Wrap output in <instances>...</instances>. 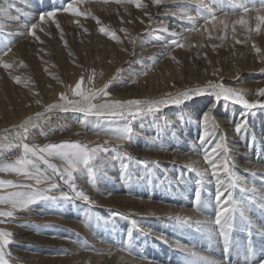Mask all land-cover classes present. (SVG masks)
<instances>
[{
  "label": "bare ground",
  "instance_id": "bare-ground-1",
  "mask_svg": "<svg viewBox=\"0 0 264 264\" xmlns=\"http://www.w3.org/2000/svg\"><path fill=\"white\" fill-rule=\"evenodd\" d=\"M96 1L89 0L88 3L82 4L81 10H92L95 3L98 4ZM254 2L258 4V0ZM12 3L15 4V8L10 10L11 18L0 17V23L4 24L3 44L0 48L6 50L5 46L12 47V51L2 59L13 64L10 70L0 67V144L8 142L4 139L5 136L9 140L12 139L14 126L42 111L47 104L56 102L62 92L70 94L72 88L71 85L66 89L58 86L44 87L42 89L44 98L39 99L40 104L36 103L38 99L28 97L27 93L23 99L19 100L15 97L18 100L11 102L7 81L10 80V75H13L14 67L25 55L27 56V53H38L43 46L40 41L27 34L28 28L25 26L38 23L41 13L57 9L62 5L59 0H12ZM169 4L171 6H168ZM177 6L178 8H175ZM159 9L161 10L156 11L158 14L172 16L170 22L162 21L158 25L147 23L145 27H140L138 40H145L143 35L147 31H154L155 36L151 40L155 43L160 41L165 43L161 46L159 44L153 46L150 43V47L143 49L142 53H136V56L146 61L133 64L130 69L126 66L125 79L130 82L129 87H122L116 91L119 93L120 90L127 89L130 91V96L123 98L110 92L109 99H159L168 93L175 95L188 88L203 86L208 81H221L214 76L205 79L196 78L174 88L169 84L172 82V77L168 72L179 63L189 62L192 49H196L202 43L208 48L210 45L206 43L208 41L206 34L184 33V30L191 26L190 22L181 20L179 15H173L181 10L195 15L196 7L191 0H162ZM224 11L230 13L227 6ZM25 13L28 15L25 16ZM217 15L225 18L221 12ZM17 16L18 20L15 19ZM63 17V12H59L57 20L60 21ZM248 17L254 29L255 14L249 13ZM237 18L230 13L226 19ZM197 23L202 25L203 20ZM50 24L41 25L44 31L37 29L41 41L46 40L44 32ZM167 24L172 26V30L166 28L169 31L165 32L163 29ZM173 32H181L188 37L184 41L186 47L170 46L169 41L173 38ZM213 35H222V33L213 32ZM189 44L195 46L188 47ZM172 56H175L176 60L171 59ZM129 57L130 55L127 59H123L121 64L125 63L124 65L129 66L131 64L128 61ZM204 68L207 70L208 67L205 65ZM145 71L147 74H142ZM116 77H111L115 81L110 85L122 79ZM223 83L226 86L245 90L249 101L264 100V97L257 95L258 90L264 88V84L245 88V84L243 86L241 82ZM209 100L211 101L210 97H198L182 105L162 106L160 111L135 120H117L111 124L95 117L85 118L76 112H55L50 119L42 122L40 129H32L27 141L30 144L43 146L63 141H79L89 147L104 145L115 148L120 142L114 136L103 132L97 135L92 129L97 125L115 128L129 124L133 128V136L131 141L122 143L120 151L132 157L131 161L124 158L123 162L129 164V172L132 173L133 178L129 180L123 176L121 161L113 159L112 151L101 152L95 161L96 166L106 162L104 163L106 175L100 176L95 185L87 175L76 174L77 189L90 196L94 201L92 204L76 198L68 185L57 177L54 182L59 188L49 194L59 197L61 193H67L73 197L72 199L56 202L41 201L29 210H17L13 218H7L4 223H0V228L13 234L11 237L13 243L8 246L11 254L8 257L9 264H87L89 262L91 264H187L186 258L195 259L181 251L177 244L207 258L210 264H246L250 259L256 264L259 259H264V210L260 209V211L251 206L240 187L232 190V196L235 194L233 200L238 207L232 221V245L226 251L223 237L219 234V226L212 223L219 210L215 200L217 188L215 178L211 175L200 177L197 172L189 171L186 167L191 164L199 170L209 169L204 161L202 149L210 150L217 141V138H213L215 132L210 129L217 128L222 131L227 127L234 129V136L227 137V134H223L227 146L233 142L236 146L228 148L230 167L235 174L247 181L249 189L253 186L257 189L254 194L262 201L264 207V109L252 110L245 114L241 106L220 101L219 106L213 111L215 127L209 126L213 136L201 145L198 139L190 138L184 132L188 133L186 127L188 123L195 122L203 131L204 125L200 116L207 109L203 111ZM160 120L161 125L168 123L181 129H175L177 133H174L173 128L168 132L169 128L164 132H160V128L152 132L155 121ZM243 120L247 123L238 133L231 121L236 126ZM247 132L257 138L255 140L262 148V151L259 150L260 153L250 151L252 144L245 146ZM229 137L234 141H229ZM105 141L109 143L105 144ZM235 141L240 143L237 144ZM239 147L244 148L245 151L239 152ZM21 152L19 148L3 150L0 164L13 162ZM238 153L245 157L241 158ZM139 161H148V168L146 169ZM154 161L158 163L153 164ZM52 162L58 167L63 166V161L59 159L53 158ZM40 166L46 169L45 165ZM252 173L255 175L253 176ZM0 179L32 183L11 172H0ZM197 192L201 197L200 210L197 209L195 200ZM226 196L227 194L221 199H225ZM8 207L0 204V209L7 210ZM176 216L190 219L188 223H181L174 219ZM197 220L208 223L197 224ZM129 232L133 237L130 250L127 245Z\"/></svg>",
  "mask_w": 264,
  "mask_h": 264
},
{
  "label": "snow or ice",
  "instance_id": "snow-or-ice-1",
  "mask_svg": "<svg viewBox=\"0 0 264 264\" xmlns=\"http://www.w3.org/2000/svg\"><path fill=\"white\" fill-rule=\"evenodd\" d=\"M88 2L89 0H64V3L59 8L41 13L38 23H32L30 26L26 25L25 27L28 28L27 34L43 43L37 35V29L44 31L41 25L51 23L60 30V36L61 39H63V29H61L60 23L57 20L59 12L67 13L76 18L74 23L81 27L80 17L87 18L91 16L97 24H101L99 18L93 16L90 10H81L80 6ZM101 2L104 4L110 2L120 5L132 4L135 5L137 9L141 10H145L148 7L143 0H101ZM191 2L196 7L195 15L185 10H181L179 13H173V15H179L181 20L190 22L191 26L187 27L184 33L206 34L208 40H214L226 39L230 31L235 43L242 44L247 41L237 38L238 25L244 29L245 33L249 34V39L253 31L259 34L261 30L264 29V0H258V4L254 2V0H191ZM161 3L162 0H152V4L155 6L161 5ZM225 6L230 9L232 16L238 18L234 20L226 19L230 13L224 11ZM13 8H15V4L12 3V0H0V17L11 18L10 10ZM17 11L19 10L17 9ZM218 12L223 13V17L225 18L218 16ZM249 13L255 14V29L250 25ZM144 14L149 16V21H151V13L145 11ZM24 15L27 16L28 14L25 13ZM15 19L18 20L19 17L17 16ZM199 20H203L202 25L197 23ZM141 22L143 23V21ZM84 30L87 31V29ZM121 31L127 33L126 29H121ZM163 31L167 32L169 30L165 28ZM99 32L118 43L121 42L120 37L115 31L103 25L99 27ZM213 32L222 33V35L214 36ZM184 33L173 32V38L169 41L170 46L173 48L186 47L184 41L187 40L188 37ZM3 34L4 24L0 23V45L3 44ZM187 46L193 47L195 45L189 44ZM203 46V44L200 45V47ZM5 47L6 50L0 48V67L5 70H10L13 68V64L5 62L2 57L7 56L8 53L12 51V47L10 45ZM212 47L216 48L217 45L213 44ZM253 47L257 53H260L261 49L257 47L255 43H253ZM171 59L176 60V57L172 56ZM142 74L146 75L147 72L145 71ZM95 75L93 71L88 79L89 84H91ZM13 79L17 84L21 83V78L19 76H14ZM84 83L85 77L81 76L75 86L70 89V94L68 92L61 93L56 102L47 104L42 111L37 112L34 116H29L21 124L14 126L11 140H9L7 136L4 137L8 142L0 144V159L3 158V150L19 148L22 152L13 162L0 164V172L15 173L17 176L24 178L26 181H31L32 183L0 179V204L9 206L7 210L0 209V223H4L7 218H13L17 210H29L32 206L41 201L56 202L59 200L72 199L73 197L69 196L67 193H61L59 197L49 194L53 190L59 188V185L54 182L57 177L63 181L64 184L68 185L76 198L86 201L89 204L94 203L90 196L84 191L77 189L76 174L81 176L87 175L91 183L95 185L100 176L106 175L104 168V163L106 162L101 163L100 166H96L95 164L101 152L112 151L114 154L113 159L121 161L123 176L129 180L133 178L132 173L129 172V164L123 162L124 158L131 161L132 157L120 151L122 143L129 142L132 139L133 128L129 124L115 128L100 127L97 125L92 129L97 135L103 132L106 135L114 136L115 139L120 142V145L115 148H108L104 145L89 147V145L79 141H63L60 143H49L43 146L28 143L30 131L32 129H40L42 127V122L50 119V116L55 112H76L82 114L85 118L95 117L111 124L117 120H135L138 117L158 112L161 110L162 106L182 105L198 97H210L211 103L200 116L204 128L198 140L201 145H204L208 139L213 136V133L209 131V126L215 127L213 111L219 106L220 101L241 106L245 114L250 113L252 110L264 109V100L257 99L255 101H249V99L246 98L245 90L226 86L222 80L217 82L208 81L203 86L188 88L175 95L168 93L159 99L128 100L109 99L111 93L108 91V88L111 81L100 89L84 87ZM257 95L259 97H264V88L259 89ZM36 103L40 104L41 101L38 99ZM246 123L247 121L243 120L240 124H237L235 128L236 132H241ZM108 143V141H105V144ZM202 150L204 153V161L209 166V169L199 170L191 164L186 167L189 171L197 172L200 177L211 175L215 178L217 185L215 200L219 205V210L212 223L219 226V234L223 237L225 250L227 251L232 245V221L238 207L233 200L232 190L237 187H242V190L245 192L251 190L255 193L257 189L254 186L249 189L247 187V181H244L241 176L232 171L230 167L231 161L228 158L229 149L223 136L218 138L210 150ZM53 158L63 161V166L58 167L52 162ZM139 163L143 164L146 169L148 168V161H139ZM152 163L156 164L158 162L154 161ZM41 164L45 165L46 169L42 168L40 166ZM252 175L254 176L255 173H252ZM41 185H47V187H41ZM225 194H227V196L222 200L221 198L225 197ZM195 200L197 209L200 210L201 197L199 192H197ZM241 215H243V213H241ZM174 219L181 223H188L190 218L176 216ZM196 223L205 225L208 222L197 220ZM249 223L251 222L249 221ZM12 235L10 231L0 228V264H9L8 257H10L11 254L8 251V246L13 243L11 239ZM132 239V233L129 232L127 234V245L129 250L131 248ZM177 247L180 248L181 251L188 253L189 257L195 258H186L187 264H210L207 258L199 256V254L192 252L187 247L180 244H177ZM92 251L97 250L92 249ZM248 264H253V261L250 259ZM256 264H264V259H259L256 261Z\"/></svg>",
  "mask_w": 264,
  "mask_h": 264
},
{
  "label": "rangeland",
  "instance_id": "rangeland-1",
  "mask_svg": "<svg viewBox=\"0 0 264 264\" xmlns=\"http://www.w3.org/2000/svg\"><path fill=\"white\" fill-rule=\"evenodd\" d=\"M59 1L60 4L64 3V0ZM96 2H98V4L95 3V6L90 11L93 16L99 18L101 24H97L91 16L87 18L80 17L81 27L74 23L76 18L67 13H63L64 17L59 21L64 33L63 39H61L60 30L57 29L54 24L48 26L47 30L44 32L46 40H43V46L39 50V54L36 52L27 53V56L25 55L20 63L14 67V73L10 75V80L7 81V83L9 82L7 88L9 89L8 91H10L9 95L11 102L23 99L26 93L30 98L35 97L36 99H42L44 98L42 90L44 87L54 88L58 86L64 89L69 85L74 87L81 76L85 77L84 87H94L96 89L103 88L106 82L111 81V83H113L115 80L111 79V77L117 76L116 78H122L114 85H110L108 91L112 92L113 95L118 94V96L123 98L130 96V91H127V89L120 90L121 92L119 93L116 92L119 88L129 87L130 82L125 79L126 66L130 69L133 67V64H138L140 61L145 62L146 60L138 55L136 56V53H142L143 49L150 47V43H152L153 46L158 44L161 46L165 43L163 41L155 43L151 40L155 36L154 31H147V33L143 35L145 40L141 39L139 41L138 36H140V27H145L147 23L158 25L162 23V21L170 22L172 16L167 17L163 13L158 14L156 11H160L162 8L158 10V6L152 4V0H143V2L148 5L145 10L137 9L135 5L132 4L120 5L114 2L104 4L101 0H97ZM168 6L171 5L169 4ZM175 8H178V6ZM145 11L151 13V21H149V16L144 14ZM141 21H143V23ZM101 25L115 31L120 37L121 42L118 43L100 33L99 27ZM164 27L172 30L171 25L167 24ZM84 29H87V31ZM121 29H126L127 33L121 31ZM248 36L249 34L245 33L244 29L238 25L237 38L246 40V43L236 44L232 39L231 32H229L226 39L206 41L207 45H210V48L207 46L200 47L199 45L196 49H192L190 52V63H179L177 67L168 72L169 76L171 75L170 77H172V82L169 84L174 88L196 78L205 79L216 76V79L222 80V82H241L242 85L245 84V86L243 85L245 88L247 86L249 88L256 84L263 85L264 29H262L259 34L253 31L250 34V39ZM253 43L261 49L260 53L256 52ZM202 44L205 45V43ZM213 44L217 45V47L213 48ZM132 52L134 53L132 54ZM129 55L128 61H130L131 64L129 63V66L128 64L124 65L125 63L121 64L122 60L127 59ZM205 65L208 67L207 70L204 68ZM121 70L122 72L120 73ZM93 71L96 75L91 84H89L88 79ZM14 76H19L21 78L20 84L14 81ZM210 103L211 101L209 100L203 107V111ZM160 122L161 120L155 121V127L152 129V132L158 128H160V132H164L169 128L167 130L168 132L170 128H173L174 133H177L175 129H181L179 126L165 123L167 127L165 124L161 125ZM231 122L232 126L236 127L234 122ZM186 127L188 133H184L189 135L190 138L198 139L200 137L202 130L198 123H188ZM212 130L215 132L213 138H217V140L221 136L224 137L225 134H227V137L234 136L235 134L234 129L230 127H227L225 131L217 128L210 129V131ZM255 139H257L255 136H250V132H247V143L245 146H250L252 144L250 151H262V148L258 146L259 143ZM228 140L234 141L232 137H229ZM235 143L238 144L240 142L235 141ZM233 144L234 142L230 143L227 147L229 149L235 148L236 146ZM147 149H149V147ZM238 150L239 152L245 151L242 147H239ZM238 154L241 158L245 157V155ZM240 189L251 206L257 210H264L262 201L256 194L250 190L245 192L242 190V187H240ZM233 198L235 200V194H233ZM201 236L204 237V235ZM87 264L91 263L89 262Z\"/></svg>",
  "mask_w": 264,
  "mask_h": 264
}]
</instances>
